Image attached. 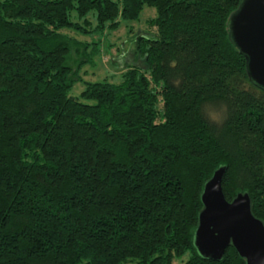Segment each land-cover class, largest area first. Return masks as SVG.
Listing matches in <instances>:
<instances>
[{
	"label": "trees",
	"instance_id": "1",
	"mask_svg": "<svg viewBox=\"0 0 264 264\" xmlns=\"http://www.w3.org/2000/svg\"><path fill=\"white\" fill-rule=\"evenodd\" d=\"M242 0H0V264H246L204 258L202 194L226 167L264 223V88L232 39ZM155 8L144 66L70 92L78 39ZM72 33V34H71Z\"/></svg>",
	"mask_w": 264,
	"mask_h": 264
},
{
	"label": "water",
	"instance_id": "2",
	"mask_svg": "<svg viewBox=\"0 0 264 264\" xmlns=\"http://www.w3.org/2000/svg\"><path fill=\"white\" fill-rule=\"evenodd\" d=\"M232 39L248 61L251 79L264 88V0H242L231 19ZM226 167L206 183L195 233V247L204 258L219 262L233 246L246 264H264V223L253 214L248 193L229 202L223 180Z\"/></svg>",
	"mask_w": 264,
	"mask_h": 264
},
{
	"label": "rangeland",
	"instance_id": "3",
	"mask_svg": "<svg viewBox=\"0 0 264 264\" xmlns=\"http://www.w3.org/2000/svg\"><path fill=\"white\" fill-rule=\"evenodd\" d=\"M155 8L145 7L139 21L124 22L120 29L104 33L92 34L88 37L75 35L78 39L97 43L99 53L94 60L85 64L70 94L81 98V101L94 104L93 100L82 99V94L89 83H120L123 72L131 66H144V59L137 52V40L140 35L151 32L147 25L150 17H155ZM72 34V33H71ZM190 253L174 259L172 264H184Z\"/></svg>",
	"mask_w": 264,
	"mask_h": 264
}]
</instances>
